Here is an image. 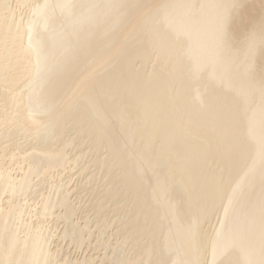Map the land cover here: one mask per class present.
<instances>
[{"label":"bare ground","instance_id":"1","mask_svg":"<svg viewBox=\"0 0 264 264\" xmlns=\"http://www.w3.org/2000/svg\"><path fill=\"white\" fill-rule=\"evenodd\" d=\"M91 263L264 264V0H0V264Z\"/></svg>","mask_w":264,"mask_h":264},{"label":"rangeland","instance_id":"2","mask_svg":"<svg viewBox=\"0 0 264 264\" xmlns=\"http://www.w3.org/2000/svg\"><path fill=\"white\" fill-rule=\"evenodd\" d=\"M252 4H253V8H255V10H256L257 8H259L258 6H256L257 4H254V3H251L250 6H251ZM249 8H250V7H249ZM253 8L251 7L250 10L252 11ZM250 10H249V11H250ZM255 10H254V11H255ZM259 10H260V8H259ZM259 10H258V11H259ZM254 11H253V12H254ZM253 12H252V13H253ZM256 12H257V10H256ZM150 66H151V63L148 64V67H150ZM74 171H75V170H72V172H71V171H69V169H67V170H66V173H63V175L65 174L64 177H66V176L69 175L70 172H71L70 174H72V173H74ZM76 171H77V169H76ZM77 172H78V171H77ZM67 174H68V175H67ZM77 176H78V175H75V176L73 177L70 186H74L75 183L78 182V178H79V180H81V178H80V177L77 178ZM49 178H50V177H49ZM74 179H75V180H74ZM64 180H67V179L65 178ZM81 191H82V192L84 191L83 194H85V190L81 189ZM83 196H84V195H83ZM86 196H87V195H86ZM73 197H74V196H73ZM84 197H85V196H84ZM84 199L87 200V197L83 198L82 200H84ZM85 202H86V204H88L89 201H85ZM85 202L82 201V203H78V202L76 201V207H79V206H80V211H81V209L83 210V208H84V206H85V205H84ZM80 211H79V212H80ZM90 215H91V214H90ZM92 217H93V216H91V218H92ZM81 221H83V220H81ZM59 223H60V222H59ZM60 224H61V223H60ZM60 226H62V224H61ZM58 232H59V230L56 231V233H58ZM88 242H89V241H86V243H85V244L83 245V247H82V250H83V251L86 250V251H84V252L82 253V250H80V251H76V250H75V253H74L73 255H76V256H77V255L79 254L78 256H80L81 254H83L82 256L86 255V257H87L90 253H92L93 256L97 258L102 252L99 251V250H90V249L88 248V246H89V243H88ZM98 259H99V258H97V260H98ZM95 262H96V261H93V263H95ZM93 263H91V264H93Z\"/></svg>","mask_w":264,"mask_h":264}]
</instances>
